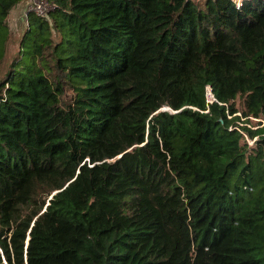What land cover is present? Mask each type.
<instances>
[{
	"label": "trees",
	"instance_id": "16d2710c",
	"mask_svg": "<svg viewBox=\"0 0 264 264\" xmlns=\"http://www.w3.org/2000/svg\"><path fill=\"white\" fill-rule=\"evenodd\" d=\"M48 1L0 79V264H264V0Z\"/></svg>",
	"mask_w": 264,
	"mask_h": 264
},
{
	"label": "rangeland",
	"instance_id": "374dc122",
	"mask_svg": "<svg viewBox=\"0 0 264 264\" xmlns=\"http://www.w3.org/2000/svg\"><path fill=\"white\" fill-rule=\"evenodd\" d=\"M28 1L22 2V9L20 11H14V14L8 17V25L10 30L9 40L5 43V53L0 61V79L8 69V66L12 64L13 58L18 53L20 48V37L27 27V12L25 11ZM196 4L201 5L204 0H193ZM65 90V95H67ZM209 100L211 98L209 97ZM237 106H240V100H237Z\"/></svg>",
	"mask_w": 264,
	"mask_h": 264
},
{
	"label": "built area",
	"instance_id": "2783aa9c",
	"mask_svg": "<svg viewBox=\"0 0 264 264\" xmlns=\"http://www.w3.org/2000/svg\"><path fill=\"white\" fill-rule=\"evenodd\" d=\"M239 1V0H237ZM52 5L48 0H29L26 7L27 11H33L39 16L46 17L49 11L51 10ZM208 91V89H207ZM209 92V91H208ZM207 92V93H208ZM249 143H252L253 140H248Z\"/></svg>",
	"mask_w": 264,
	"mask_h": 264
},
{
	"label": "crops",
	"instance_id": "0c3cea01",
	"mask_svg": "<svg viewBox=\"0 0 264 264\" xmlns=\"http://www.w3.org/2000/svg\"><path fill=\"white\" fill-rule=\"evenodd\" d=\"M22 6H23V5H22V2L19 3L15 8H13V9L11 10L9 16H11L12 14H14V11H20V10L22 9Z\"/></svg>",
	"mask_w": 264,
	"mask_h": 264
},
{
	"label": "water",
	"instance_id": "95a60500",
	"mask_svg": "<svg viewBox=\"0 0 264 264\" xmlns=\"http://www.w3.org/2000/svg\"><path fill=\"white\" fill-rule=\"evenodd\" d=\"M211 98V99H213V97H212V95L208 92V98Z\"/></svg>",
	"mask_w": 264,
	"mask_h": 264
}]
</instances>
